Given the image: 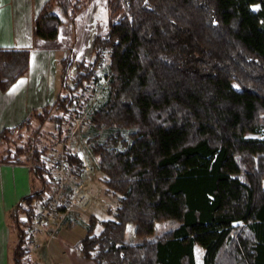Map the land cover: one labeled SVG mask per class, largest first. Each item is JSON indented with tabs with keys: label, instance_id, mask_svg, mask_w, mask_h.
I'll return each instance as SVG.
<instances>
[{
	"label": "trees",
	"instance_id": "16d2710c",
	"mask_svg": "<svg viewBox=\"0 0 264 264\" xmlns=\"http://www.w3.org/2000/svg\"><path fill=\"white\" fill-rule=\"evenodd\" d=\"M89 1L43 0L32 34L56 36L57 27ZM256 1L259 6L252 8ZM102 5L105 30L93 33L91 58L74 61L72 88L91 77L105 49L106 94L87 115L84 141L105 189L117 197L97 231L94 215H87L76 251L95 264H195L197 242L201 264H264V135L248 134L264 125V0ZM28 56V47L0 46V90L25 71ZM69 100L58 91L50 102L2 126L0 158L24 160L30 148L32 167L43 180L42 154L63 137ZM62 156L80 168L79 157L66 146ZM227 159L234 171L224 166ZM44 179L8 213L18 232L16 262L28 252L23 235L36 206L47 204L44 186L55 188L50 175ZM161 221L168 226L158 230ZM127 224L137 240L124 238Z\"/></svg>",
	"mask_w": 264,
	"mask_h": 264
},
{
	"label": "rangeland",
	"instance_id": "374dc122",
	"mask_svg": "<svg viewBox=\"0 0 264 264\" xmlns=\"http://www.w3.org/2000/svg\"><path fill=\"white\" fill-rule=\"evenodd\" d=\"M90 4L96 5L95 13L92 15L93 17L91 20L87 17V10ZM54 5L55 4L52 6ZM258 6L259 2L257 1L251 3L252 8ZM102 7V0L89 1L85 5L84 10L73 17V25L68 32L64 33V38L61 39L59 35L54 36L60 50V57L65 58L66 61L64 66L60 68L58 91L65 93L67 97L69 96L75 99V104L73 108L64 106V111L62 113L65 121L63 137L59 141L48 146L42 154V159L44 160L43 176L46 178L47 175H50L51 180L52 176L55 177V175H57L58 172L54 168L58 166V162L55 158H57V160L59 158L57 157V147L61 143V140H64V146H66L68 150L84 156V163L87 168H83L84 166L82 165L80 157V168L78 170L66 164V172L63 173L60 178L63 184L59 194L60 200L65 202L64 208H59V206L53 202H51L50 205L38 204L36 206L35 217L30 226L26 228L23 235L24 245L28 249L29 255L21 257L19 264H59L57 262H61V257L67 258L68 256L71 257L72 264H95L91 259L83 258L79 255L75 249V241L77 237L80 236L89 213H92L96 219L94 231H97L100 227V220L111 215L109 211L106 210V206L112 208L116 203L117 194H112L105 189L102 181V172L97 168L95 156L88 151L84 141L85 135L90 131L87 115L93 106L104 99L106 94L108 68L107 52L105 49L100 52V56L95 61L91 77L87 78L82 84H77L72 88L77 80L74 61L79 58H84L86 60L90 59V40L93 33H101L105 30L106 14L103 13L102 15L104 17H100L101 9L104 8ZM75 19L76 21H74ZM86 26L88 27L86 28ZM85 31H87V41L83 42ZM51 39H53V37H51ZM57 59V56L53 58L51 64L58 69L59 61ZM49 97L50 95H47V99H49ZM248 134L264 135V125H261L257 131L249 132ZM29 142L32 143L31 138ZM3 146V144H0V153L2 152ZM64 146L62 145V148ZM30 157L29 148L23 153V158L25 161H28L32 171L33 167ZM224 166L233 171L235 169L232 159H227L224 162ZM238 174L243 178L242 173L238 172ZM31 178L33 188L41 187L42 182L46 181V179L43 178L42 180L38 177L34 169ZM261 185L264 187V175L261 177ZM51 188H53L51 184H46L44 186L45 192H43V197L45 195L47 197L46 193L53 192V190L50 191ZM13 210L14 209H12L11 212H13ZM58 210H64V213L62 214L58 212ZM69 214H73V221L68 220ZM63 216L66 219H64ZM73 224L75 225L70 228ZM78 225L80 226L79 229ZM156 225L157 229L160 230L167 227L168 223L161 221ZM11 236L15 238L16 234L13 232ZM50 238L51 241L49 240ZM124 238L134 241L138 239V236L131 232V224H127L124 231ZM49 243L51 245H49ZM201 254V245L194 242L193 255L195 264H201Z\"/></svg>",
	"mask_w": 264,
	"mask_h": 264
},
{
	"label": "crops",
	"instance_id": "0c3cea01",
	"mask_svg": "<svg viewBox=\"0 0 264 264\" xmlns=\"http://www.w3.org/2000/svg\"><path fill=\"white\" fill-rule=\"evenodd\" d=\"M42 1L0 0V46L28 47L29 49L25 71L8 87L0 90V128L15 123L28 114L32 107H39L45 102H50L59 90V73L62 66L56 38H43L32 34L33 17ZM57 7L58 5L55 4L51 6V10L62 18ZM95 9L96 5L88 6L87 17L90 20ZM83 10L84 8L76 13V16ZM103 13L106 14L104 8L101 9L100 17H104ZM83 36V42L87 41V31ZM56 56L59 61L58 69L51 64V60ZM14 88L15 91H13ZM47 95H50L49 99ZM29 167L28 161L25 160L0 158V264H19L13 256L18 232L10 222L8 213L14 208L20 196L33 188ZM79 227L78 225V229ZM12 231L16 234L15 238L11 236ZM49 240L51 241V238ZM25 255L28 256L29 252ZM57 263L72 264L71 257H61V262Z\"/></svg>",
	"mask_w": 264,
	"mask_h": 264
},
{
	"label": "built area",
	"instance_id": "2783aa9c",
	"mask_svg": "<svg viewBox=\"0 0 264 264\" xmlns=\"http://www.w3.org/2000/svg\"><path fill=\"white\" fill-rule=\"evenodd\" d=\"M76 16V14L74 15V17ZM76 21V19L74 20ZM73 23H72V20H69V21H65L63 22L62 24H60L57 29H56V35H59V37L61 39L64 38V33L65 32H68V30L72 27ZM74 104H75V99H72L70 98V100L68 102H65L64 103V106L66 107H74ZM65 107V108H66ZM64 144V140H61V143L58 145L57 147V151H58V154H57V158L56 161L58 162V166L56 168H54L55 170H57V175L52 176L51 180L56 184L55 185V188L53 189V192H50L47 194V197L45 198L46 202H47V205H50L51 202L57 204L59 206V208H64L65 206V202H63L62 200H60L59 198V194H60V191H61V188H62V184L63 182L61 181V177L63 175V173L66 172V161L64 159V157L62 156V145ZM78 157H80V159L82 160V165L84 166L83 168H87V166L85 165V160H84V156H82V154H78ZM58 212H61L62 214L64 213V210H58ZM61 215V214H60ZM65 215V214H64ZM73 214H69V218L68 220L69 221H73V217H72ZM64 219H66L64 216H63Z\"/></svg>",
	"mask_w": 264,
	"mask_h": 264
},
{
	"label": "snow or ice",
	"instance_id": "6c2138e0",
	"mask_svg": "<svg viewBox=\"0 0 264 264\" xmlns=\"http://www.w3.org/2000/svg\"><path fill=\"white\" fill-rule=\"evenodd\" d=\"M18 86H19V85H18ZM18 86H17V87H18ZM13 91H15V88L13 89Z\"/></svg>",
	"mask_w": 264,
	"mask_h": 264
}]
</instances>
